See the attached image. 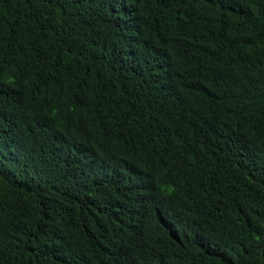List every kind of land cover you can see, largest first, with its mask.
<instances>
[{"label":"trees","instance_id":"trees-1","mask_svg":"<svg viewBox=\"0 0 264 264\" xmlns=\"http://www.w3.org/2000/svg\"><path fill=\"white\" fill-rule=\"evenodd\" d=\"M0 264H264V0H0Z\"/></svg>","mask_w":264,"mask_h":264}]
</instances>
